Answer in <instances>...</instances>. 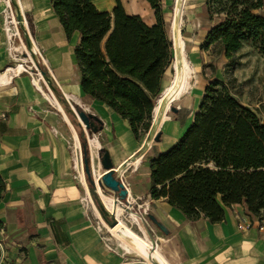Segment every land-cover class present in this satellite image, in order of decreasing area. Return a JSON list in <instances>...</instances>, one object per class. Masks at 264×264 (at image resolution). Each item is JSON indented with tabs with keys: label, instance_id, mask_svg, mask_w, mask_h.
<instances>
[{
	"label": "crops",
	"instance_id": "1",
	"mask_svg": "<svg viewBox=\"0 0 264 264\" xmlns=\"http://www.w3.org/2000/svg\"><path fill=\"white\" fill-rule=\"evenodd\" d=\"M121 1L129 14L140 15L148 25L157 22L147 0ZM204 2L185 0L183 5L186 22L182 35L187 58L195 68L192 87L181 100L165 107L157 132L161 133L160 140L151 142L149 136L137 139L129 120L108 105L83 101L74 53L81 34L75 32L70 40L67 38L52 0H0V175L6 185L0 200L1 264H150L137 253L125 251L123 246L118 248L106 235L103 217L89 200L86 175L84 184L81 173L74 168L69 145L71 133L74 140V128L63 114L52 111L54 104L44 93H55L39 67L36 65L37 71L30 64L28 57L35 62V56L46 66L64 97L76 96L102 121L103 128L98 132L100 149H107L116 176L124 173L130 203L137 202L149 211L153 225H146L142 236L147 234L151 239L148 249L152 254L156 252L157 260L163 264H264V230L260 229L264 213L250 198L256 172L220 170L213 165L206 168L223 178L216 194L210 196L225 208V220L220 223L205 217L188 220L166 199H153L149 194L150 160L169 151L193 124L213 74L207 71L215 58L210 51H202L201 45L224 14L211 16ZM14 3L25 19L23 24L16 19ZM94 3L100 11L112 13L117 0ZM161 3L167 23L174 17L177 0ZM259 13L264 16V8ZM237 54L242 64L233 72L231 89L264 122V58L252 43H246ZM197 59H203L204 64ZM226 64L221 60L214 73L224 82L228 81ZM171 68L173 65L166 72L161 92ZM218 71L222 76L218 77ZM198 73L207 82L202 84L196 78ZM69 103L74 106L77 102L69 98ZM173 104L177 111L170 115ZM161 108L162 103L156 107L155 119ZM194 168L177 178L179 189L189 197L208 198L210 191L195 195L179 184ZM240 225L244 228L240 229Z\"/></svg>",
	"mask_w": 264,
	"mask_h": 264
},
{
	"label": "trees",
	"instance_id": "2",
	"mask_svg": "<svg viewBox=\"0 0 264 264\" xmlns=\"http://www.w3.org/2000/svg\"><path fill=\"white\" fill-rule=\"evenodd\" d=\"M94 1L52 0L67 38L70 40L75 32L81 34L74 53L85 95L83 101L108 105L129 120L135 136L141 139L155 130L161 120L162 110L155 119L157 100L166 72L174 63L173 43L167 33L161 0H147L155 10L154 25H148L140 15L129 14L121 0H117L112 13L100 11ZM203 6L211 16L224 14L221 23L209 30L201 45L202 51H210L215 58L208 64L213 74L193 124L169 151L150 160L149 194L153 199H166L188 220L205 217L220 223L225 220L224 206L212 198H188L178 189L176 179L199 164L213 165L220 170L256 172L250 198L264 213V122L231 89L233 72L242 64L237 53L246 43L256 46L264 58V16L259 13L264 8V0H205ZM13 7L17 12L16 3ZM30 27L34 34L32 23ZM34 59L76 128L88 186L98 210L111 224L114 218L95 192L86 130L46 66L36 56ZM221 60L227 61V82L214 75ZM102 128L103 123L96 116L89 118L90 134ZM160 137L161 133L157 141ZM101 153L105 155L108 151L101 149ZM101 187L109 193L103 183ZM5 189L0 175V200ZM115 195L120 198L118 193ZM2 258L0 245V264Z\"/></svg>",
	"mask_w": 264,
	"mask_h": 264
},
{
	"label": "bare ground",
	"instance_id": "3",
	"mask_svg": "<svg viewBox=\"0 0 264 264\" xmlns=\"http://www.w3.org/2000/svg\"><path fill=\"white\" fill-rule=\"evenodd\" d=\"M185 0H177L176 7L174 10V17L171 22V32L172 38L174 40V48H175V78L173 83L163 90V98L160 99V102L164 100V98H168L166 108H169L173 102L179 101L183 98V96L188 92V90L192 87L191 78L193 77V73H195V68L192 66L190 61L187 58L186 54V45L182 35V21H183V5ZM20 68H23L20 66ZM38 83V81H36ZM38 86L39 83H38ZM46 98L53 104L57 105L61 110L63 117L67 122H70V119L66 112L64 111L61 104L58 102L57 98L53 94L44 93ZM70 99L77 102V104L81 105L86 110H89L88 107L83 104L80 99L76 96H69ZM90 148L92 157L94 160V171L99 178L103 172L101 169V164L99 160V149L102 146V142L100 139V135L98 133H94L90 139ZM74 147L75 150L78 152V159H76V167L79 169L81 173V177L83 183L86 184L85 175L82 171L80 159H79V148H80V141L76 132H74ZM103 199L109 209L113 212L115 217L119 220V224L115 228H107L118 238L121 239L123 243V247H128L133 250L135 253L143 257L145 260L150 261V258L156 259L157 254L151 253L148 250V247L152 245L151 239L147 236H140L138 235L124 220L123 217L125 216L124 208L115 205V200L112 197L106 196L102 194ZM131 218L138 221L139 216L135 213L130 214ZM124 233L129 238L133 239V243L123 239L119 233ZM157 260V259H156ZM151 262V261H150Z\"/></svg>",
	"mask_w": 264,
	"mask_h": 264
},
{
	"label": "rangeland",
	"instance_id": "4",
	"mask_svg": "<svg viewBox=\"0 0 264 264\" xmlns=\"http://www.w3.org/2000/svg\"><path fill=\"white\" fill-rule=\"evenodd\" d=\"M172 20H173V15H172V17H171V19H169V20H167V23H166V28H167V33H168V36H169V38H170V40L172 41V43H173V54H174V56H175V50H174V40H173V38H172V32H171V22H172ZM185 22H186V20H185V18H184V20L182 21V32H183V30H184V24H185ZM184 33V32H183ZM200 33V35L201 34H203V33H201V32H199ZM183 37H184V34H183ZM29 58V62H30V64L34 67V68H36L35 66V62H34V60L31 58V57H28ZM191 60V59H190ZM198 61H201L202 62V64H204V62H203V59H197ZM29 62H27V63H29ZM193 62H194V59H193ZM37 70V69H36ZM38 71V70H37ZM201 71V70H200ZM211 69H208V75H210L211 74ZM175 73H176V71H175V68L173 67V68H171L170 69V72L168 73V76L166 77V80H165V87H167V86H169V85H171L172 83H173V80H174V78H175ZM224 73V72H223ZM222 74V71H218V73H217V75H218V77H220V76H222L221 75ZM194 75V74H193ZM198 75H200V76H198ZM198 75H197V77L196 76H194V77H196L197 79H199L200 78V80H201V82H202V84L203 83H205V82H207V79L202 75V74H199L198 73ZM191 80L193 81V78H191ZM163 92H161V94H160V97L158 98V100H157V108H159L160 107V105H161V103H162V112L163 111H165V107H166V105H167V99H165L164 98V100H162L161 102H160V99L161 98H163ZM55 97L57 98V96L55 95ZM57 100H58V98H57ZM59 101V100H58ZM164 101V102H163ZM60 103V102H59ZM177 103H179V102H177ZM176 103V104H177ZM69 104V106H70V108L73 110L74 109V106H72L70 103H68ZM88 107V106H87ZM174 107H176V105L175 104H173V106H172V108H170V110H169V114L170 115H172L173 114V108ZM90 107H88V109H89ZM90 110V109H89ZM52 111H54V112H57V113H59L60 115H62V112H61V110L59 109V107L57 106V105H55L54 104V107L52 108ZM65 111V110H64ZM165 113V112H164ZM76 118L80 121V119L76 116ZM70 119V118H69ZM155 120V119H154ZM70 122H71V124H72V126H73V128H74V131L77 133V131H76V128H75V126H74V124H73V122L70 120ZM81 122V124L83 125V127L85 128V130H86V134H87V137H88V142H89V139H90V137L94 134V133H92V134H90L89 132H88V130L86 129V126L84 125V123H82V121H80ZM158 129H159V123H158V125H157V127H156V129L155 130H153V131H151L150 132V134H145V135H143L142 137H146V136H149V141H154V140H156L155 139V136H156V134H157V132H158ZM72 130L73 129H71V132H72ZM73 133H71L70 134V142H69V145H70V148H71V152H72V155H73V160H74V168L78 171L79 169L75 166V159H76V157H77V152H76V150H75V147H74V140H73ZM78 135V134H77ZM79 137V136H78ZM80 141V140H79ZM89 144H90V142H89ZM89 147H90V145H89ZM82 153V159H83V150H82V146H81V143H80V148H79V157H80V154ZM90 156H91V168H93V174H92V177H93V179H94V184L96 185V187H97V196H99V198H100V200H101V202H102V204H103V206L110 212V214L113 216V218H114V222H116V224L115 225H112V224H114V222H112L111 224H108V222H106V220H104V218H101V221H102V224H103V226H104V230H105V233H106V235L108 236V237H110L111 238V241H112V244H114L115 246H117L118 248L120 247V246H123V243H122V241H121V239L120 238H118V237H116L108 228H107V226L108 227H110V228H115L118 224H119V220L115 217V215L113 214V212L109 209V207L107 206V204L105 203V201H104V199H103V196H102V194H104V195H106V196H109V197H112L114 200H116V199H118V197L115 195V193L114 192H112V191H109V193L107 194V193H105L104 192V190L99 186V178H97V176H96V174H95V171H94V160H93V157H92V153H91V148H90ZM81 159V158H80ZM82 165V164H81ZM209 165H205V164H199V165H197V166H195V168L190 172V174H189V176L188 177H186V178H184L179 184L181 185V188L182 189H185V190H187L189 193H192V194H195V195H197L196 193H202V194H205V195H207L206 194V190L207 191H210V194L208 195L209 197L208 198H211L210 196H212L213 194H216V191H217V188L218 187H220L221 185H222V183H221V180H223V178H218V176H216V174L215 173H213L212 171H210L209 169H206L207 167H208ZM82 167V171H83V173H84V175H86L85 174V166H84V159H83V166H81ZM101 169L103 170V172H102V174L101 175H103V173H104V168L102 167V165H101ZM79 172V171H78ZM119 177V176H118ZM120 178V177H119ZM121 179V178H120ZM101 180V179H100ZM225 180V179H224ZM176 185H177V187H178V189H179V185L177 184V179H176ZM226 185V184H225ZM180 190V189H179ZM181 191V190H180ZM182 192V191H181ZM186 196H187V194H185ZM88 196H89V200L92 202V203H94L95 204V206L97 207V205H96V203H95V200H94V196H93V194H92V192H91V190L89 189V193H88ZM188 198H190V199H202V198H200V197H189V196H187ZM204 198H206V197H204ZM125 204H127L129 207H130V211L128 212V210L126 209V207L125 206H123V205H118V206H120V207H122V208H124V210H125V216L123 217V220L138 234V235H140V236H142V231H145V226L146 225H153L152 224V221L150 220V218H149V211L147 212V210H145V209H143V208H141V207H139V205H138V203L137 202H134V203H132L131 202V204H129L127 201H123ZM131 213H135V214H137L140 218H139V220L138 221H136V220H134L133 218H131V216H130V214ZM101 217H102V214H101ZM147 231V230H146ZM146 233V232H145ZM120 234V236L123 238V239H125V240H127V241H129L130 243H133V239H131V238H129L128 236H126L124 233H119ZM123 250H125V251H130L131 253H133V254H136L135 252H133V250H131L130 248H128V247H124V249ZM149 250V249H148ZM150 251V250H149Z\"/></svg>",
	"mask_w": 264,
	"mask_h": 264
},
{
	"label": "water",
	"instance_id": "5",
	"mask_svg": "<svg viewBox=\"0 0 264 264\" xmlns=\"http://www.w3.org/2000/svg\"><path fill=\"white\" fill-rule=\"evenodd\" d=\"M16 19H17L18 23L23 24L25 22V19H24L23 15L20 11H18ZM28 38H30V37L28 36ZM174 50H175V48H174ZM174 61H175V56H174ZM173 67L175 68V64H173ZM43 76L46 78V75L44 73H43ZM46 80H47V78H46ZM47 82H48V80H47ZM48 85L54 91L51 83L48 82ZM65 99L69 103V98L67 96H65ZM72 111L80 119V121H82V123H84V125L86 126V129L88 130L89 129V118L91 116H95V115L90 110H86L85 108H83L81 105H79L77 103H75L74 109ZM173 111H177V108H174ZM94 133H98V131H95ZM158 138H159V133H157L155 136L156 140H158ZM99 160H100V164L104 168L103 175H101L99 177V186L101 187L102 183H103L104 186H106L110 191H112L114 193H118L120 198L115 200V205L116 206H118L119 204L123 205L126 207V209L129 212L130 207H127L126 204H124V202H123V201H127V202L129 201V198H130L129 188L124 184V182H122V180L118 176H116V174H115L116 169L114 167V164L111 160L109 153L102 155L101 149H99ZM92 171H93V168H92ZM92 174H93V172H92ZM95 192L97 193L96 185H95ZM103 218H104V220H106L105 217H103ZM108 224H110V223L108 222ZM115 224H116V222H114V224H112V225H115ZM150 259H151L150 264H163L159 260H156L153 258H150Z\"/></svg>",
	"mask_w": 264,
	"mask_h": 264
},
{
	"label": "built area",
	"instance_id": "6",
	"mask_svg": "<svg viewBox=\"0 0 264 264\" xmlns=\"http://www.w3.org/2000/svg\"><path fill=\"white\" fill-rule=\"evenodd\" d=\"M9 11H10V14H11V17H12V21L15 22V15H14L13 8H12L11 6H9ZM15 24H16V22H15ZM34 64H35V63H34ZM35 65H36V64H35ZM35 67H36L37 70H39L37 66H35ZM76 152H77V150H76ZM80 158H81V159H80ZM76 159H78V152H77V157H76ZM76 159H75V166H76ZM79 159H80V163L82 164L81 166H83L82 153L80 154ZM119 172H120V171H119ZM120 177H121L122 182H124V184H125L126 186H128V184L126 183V180H125L124 173H123V174L120 173ZM124 204H125V203H124ZM129 204H131L130 201H129ZM126 206L129 207L127 204H126ZM239 228H240V229H243V228H244V225H240ZM260 229H261V230H264V217L261 219Z\"/></svg>",
	"mask_w": 264,
	"mask_h": 264
}]
</instances>
